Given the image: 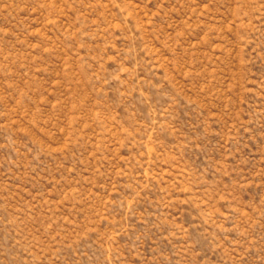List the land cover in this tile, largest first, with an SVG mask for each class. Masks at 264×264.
I'll return each mask as SVG.
<instances>
[{
    "label": "rangeland",
    "instance_id": "374dc122",
    "mask_svg": "<svg viewBox=\"0 0 264 264\" xmlns=\"http://www.w3.org/2000/svg\"><path fill=\"white\" fill-rule=\"evenodd\" d=\"M0 264H264V0H0Z\"/></svg>",
    "mask_w": 264,
    "mask_h": 264
}]
</instances>
